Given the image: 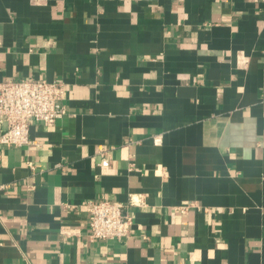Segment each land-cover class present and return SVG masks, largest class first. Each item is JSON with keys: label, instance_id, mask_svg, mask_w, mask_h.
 <instances>
[{"label": "crops", "instance_id": "0c3cea01", "mask_svg": "<svg viewBox=\"0 0 264 264\" xmlns=\"http://www.w3.org/2000/svg\"><path fill=\"white\" fill-rule=\"evenodd\" d=\"M8 79L67 113L0 144V264H264V0H0ZM99 199L128 236L90 239Z\"/></svg>", "mask_w": 264, "mask_h": 264}, {"label": "built area", "instance_id": "2783aa9c", "mask_svg": "<svg viewBox=\"0 0 264 264\" xmlns=\"http://www.w3.org/2000/svg\"><path fill=\"white\" fill-rule=\"evenodd\" d=\"M67 113L65 85L60 81L46 79H8L0 81V144L24 146L30 143V126L34 122L54 125ZM153 141L163 142L161 134L153 135ZM103 155L101 165L108 166L110 160ZM8 185L0 184V192H7ZM141 200L131 196L129 205ZM128 204L120 201L99 199L89 201L87 209L89 237L95 239H121L128 236L134 218ZM188 206H183L186 210Z\"/></svg>", "mask_w": 264, "mask_h": 264}]
</instances>
